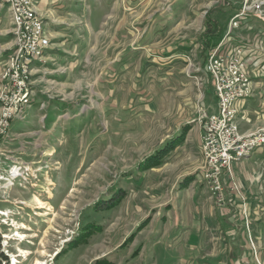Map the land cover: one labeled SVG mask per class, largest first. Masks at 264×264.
<instances>
[{"label":"rangeland","instance_id":"374dc122","mask_svg":"<svg viewBox=\"0 0 264 264\" xmlns=\"http://www.w3.org/2000/svg\"><path fill=\"white\" fill-rule=\"evenodd\" d=\"M77 3L68 25L47 24L51 43L32 64L31 101L0 137L2 264H196L185 246L191 194L206 189L186 133L209 111L213 83L198 47L171 56L163 47L204 27L201 36L208 19L232 16L237 2ZM185 115L192 119L180 123ZM245 168L255 171L240 187L264 196L263 165ZM197 217L205 233L216 225ZM211 237L201 264L224 247L218 230Z\"/></svg>","mask_w":264,"mask_h":264},{"label":"built area","instance_id":"2783aa9c","mask_svg":"<svg viewBox=\"0 0 264 264\" xmlns=\"http://www.w3.org/2000/svg\"><path fill=\"white\" fill-rule=\"evenodd\" d=\"M19 8V18H24L23 31H14L13 47L20 49V73L12 76L9 69L3 68L5 92L0 103H4V120L0 137L5 126L13 120V115H21L20 104L31 101L30 82L23 79L25 60L33 58V49L45 46L44 39L39 38L34 28L35 19H42L33 14L29 0H15ZM249 14L264 17V0H241L237 11L226 22L219 41L208 50L203 65L205 74L213 83L216 98V112H199L196 121L200 125L199 152L201 162L197 172L207 192L215 204L223 208L231 204L227 194L230 192L238 198L241 217L245 225L246 236L250 243L251 258L255 264H262L249 232L247 197L233 167L236 161L249 157L256 149L264 147V125L248 131H241L236 119L240 112L239 104L252 96V81L248 74L250 53L248 43H231L233 33L240 21ZM32 69V74L35 72ZM43 105V104H42Z\"/></svg>","mask_w":264,"mask_h":264},{"label":"crops","instance_id":"0c3cea01","mask_svg":"<svg viewBox=\"0 0 264 264\" xmlns=\"http://www.w3.org/2000/svg\"><path fill=\"white\" fill-rule=\"evenodd\" d=\"M77 1L78 0H71L69 3L68 0H34V8L42 16L44 30L48 35L49 29L47 28V24L53 27L68 25L66 22V19L68 18L66 13L71 10L72 5L78 4ZM230 1L231 0H217V5H232L231 2H237V5L234 7V12L237 11L241 4V0ZM82 8V5H80L79 11H83ZM76 10V12H78V8H76ZM230 17L231 15L226 19L221 17L219 19L220 23L218 22V24L222 25V28L224 29L227 24L226 22ZM201 31L198 33L199 36H190L185 39L177 38L175 42L164 46V56H171V52L173 51V53L176 54L180 49H190L195 47H198L202 54L201 49L203 48V40L200 36ZM232 37V44L248 43L247 51L250 53L248 74L252 81V96L239 104L240 112L236 119L240 130L248 131L257 126L264 125V17L249 14L245 20L240 21V25L236 28ZM12 44L10 13L8 11L6 0H0V72L6 63V58ZM164 66L169 67L168 62L165 61ZM212 95L213 98L208 96L206 99V108L209 110L208 112L217 111L216 98L214 94ZM183 119L184 120H181L180 123H187V121L192 119V116L185 115ZM200 131V125L196 121L186 133L187 140H190L194 146L196 144L195 147L198 152ZM258 151L261 153L259 156L246 157L233 164L236 179L240 180L241 176L249 177L252 175V172L255 170H245V166L251 165V163L255 165H263L264 168V147L259 148ZM195 181L196 180L193 178V183ZM198 182L202 183L201 181ZM242 190L247 197L250 236H252L256 242L258 256L260 259L264 260V196L258 192V189L256 190V188L249 189L250 192L245 188ZM191 195L195 209L193 215V223L195 225L194 232L191 231L187 234V245H185L193 255L191 261L196 264H201V262L204 261L203 259L206 256L200 253V249L203 244L205 246L210 244H212L211 246L214 245L211 242L213 239L211 237L212 230H218L220 236L223 238L222 244L224 247L219 252L215 251L207 255L208 259L210 257V262H212V264H253L251 251L248 249V239L246 236L245 225L241 217L238 198L228 192L227 196L232 205L227 203L226 206L221 208L215 204L213 197L207 192V190L197 191L194 189ZM199 214H201V218L206 219L207 221L211 220L215 222L216 225H206L204 228L206 233L203 232L202 227L197 222V216H199ZM179 235L180 233L177 232L176 238H178V240L182 237V235ZM203 237H207V240H202Z\"/></svg>","mask_w":264,"mask_h":264},{"label":"bare ground","instance_id":"6f19581e","mask_svg":"<svg viewBox=\"0 0 264 264\" xmlns=\"http://www.w3.org/2000/svg\"><path fill=\"white\" fill-rule=\"evenodd\" d=\"M8 11L10 13V19L12 24V33L14 31H23L24 27V18H19V8L18 5L15 3V0H6ZM29 3L32 4L33 14L37 17H42L34 8V0H29ZM34 28H36V31H38L39 38L44 39L45 46H39L36 49H33V58H28V60H25V66L23 70V79H25V82H30L31 85V71H32V64L36 60H40L46 53V50L50 47V38L49 35L45 32L44 26H43V20L42 19H35L34 21ZM13 40V37H12ZM13 44L10 48L12 50ZM20 49H13L12 54H8L6 58V63L4 64L3 68L9 69L12 76H19L20 73ZM3 68L0 72V98L3 92H5V84L3 83ZM31 92V87H29V94ZM28 103V102H27ZM26 103L20 104V111L22 113V110L24 108ZM16 115H13V118ZM20 115H18L19 117ZM23 116V114H22ZM4 120V103H0V131L2 127V123ZM9 124L5 126L4 132H2V135H4L7 130L9 129ZM15 175V174H13ZM35 264H40L39 260H36Z\"/></svg>","mask_w":264,"mask_h":264},{"label":"trees","instance_id":"16d2710c","mask_svg":"<svg viewBox=\"0 0 264 264\" xmlns=\"http://www.w3.org/2000/svg\"><path fill=\"white\" fill-rule=\"evenodd\" d=\"M222 32H223L222 25L218 24L215 19L207 20V27L205 28V31L201 35V38L203 40V48L201 49L202 56H203L202 57L203 65L209 53L208 52L209 48H211V46L215 45L219 41ZM187 126L188 125H184V128H186ZM185 132L186 130L181 134V137H179L180 138L179 140L175 139L172 142V145L170 146V148L179 144V142L183 139L182 137ZM2 262H7V258L2 252H0V264H2Z\"/></svg>","mask_w":264,"mask_h":264}]
</instances>
